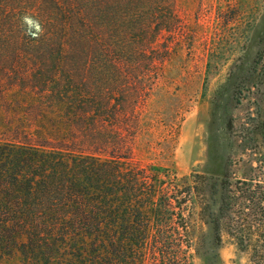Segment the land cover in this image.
Wrapping results in <instances>:
<instances>
[{"label": "trees", "instance_id": "obj_1", "mask_svg": "<svg viewBox=\"0 0 264 264\" xmlns=\"http://www.w3.org/2000/svg\"><path fill=\"white\" fill-rule=\"evenodd\" d=\"M178 23L174 0H0V264H193L217 190L210 230L264 264L257 145L213 183L133 161L122 107L152 90L153 46ZM250 95L264 101V41L233 105Z\"/></svg>", "mask_w": 264, "mask_h": 264}, {"label": "rangeland", "instance_id": "obj_2", "mask_svg": "<svg viewBox=\"0 0 264 264\" xmlns=\"http://www.w3.org/2000/svg\"><path fill=\"white\" fill-rule=\"evenodd\" d=\"M174 14L179 29L163 33L153 46L152 90L135 107H122L125 124L135 132L131 155L165 183L191 174L213 183L229 158L245 157L246 142L264 153V101L250 95L232 102L264 41V0H174ZM127 50H119L123 61ZM128 83L122 79L124 92ZM219 202L217 190L200 210L206 224L198 229L200 253L193 264H249L226 235L219 242L210 230Z\"/></svg>", "mask_w": 264, "mask_h": 264}]
</instances>
